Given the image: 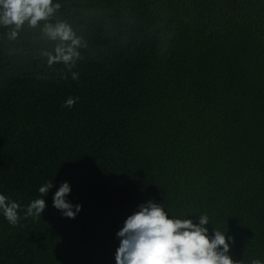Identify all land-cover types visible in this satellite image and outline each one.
<instances>
[{
	"label": "trees",
	"instance_id": "16d2710c",
	"mask_svg": "<svg viewBox=\"0 0 264 264\" xmlns=\"http://www.w3.org/2000/svg\"><path fill=\"white\" fill-rule=\"evenodd\" d=\"M53 4L47 22L81 40L74 65L48 66L45 21L14 40L0 25V194L21 206L16 226L0 212V264H116L117 233L150 200L206 213L234 260L264 262V0ZM63 182L75 219L53 207Z\"/></svg>",
	"mask_w": 264,
	"mask_h": 264
},
{
	"label": "clouds",
	"instance_id": "9594fccd",
	"mask_svg": "<svg viewBox=\"0 0 264 264\" xmlns=\"http://www.w3.org/2000/svg\"><path fill=\"white\" fill-rule=\"evenodd\" d=\"M59 8L60 5H54L53 0H0V25L11 27L8 35L14 40L25 23L36 28L45 21L43 35L57 42L54 53H43L48 66L59 63L74 65L80 56L77 51L81 45L80 38L65 22H47ZM71 76L76 80L79 73L72 72ZM78 99L69 97L62 107L71 108ZM52 187L53 182L48 181L39 188V193L45 197ZM70 193V184L63 182L53 196V207L64 217L75 219L82 206L67 200ZM45 208V200L37 198L27 206L26 216L41 217ZM20 209L19 203L0 194V212L10 225L18 224ZM206 225H209L206 213L199 216L198 223L194 224L188 218H169L161 204L150 200L139 205L138 211L127 217L117 233L120 245L115 254L116 264H243L229 254L232 238L214 228L213 235L209 236ZM251 264L264 262L252 259Z\"/></svg>",
	"mask_w": 264,
	"mask_h": 264
}]
</instances>
